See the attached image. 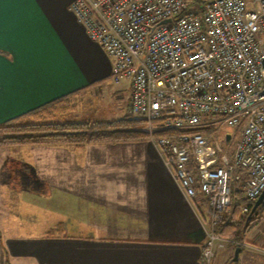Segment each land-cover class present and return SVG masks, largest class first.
<instances>
[{"label":"crops","instance_id":"0c3cea01","mask_svg":"<svg viewBox=\"0 0 264 264\" xmlns=\"http://www.w3.org/2000/svg\"><path fill=\"white\" fill-rule=\"evenodd\" d=\"M74 2L0 4V123L111 77ZM130 92L129 83L128 112ZM28 149L30 171L15 184L23 211L0 222V264H201L208 233L225 227L212 224L204 197L184 195L150 140ZM261 225L241 243L221 235L213 264H264ZM51 230L62 235L47 238Z\"/></svg>","mask_w":264,"mask_h":264},{"label":"built area","instance_id":"2783aa9c","mask_svg":"<svg viewBox=\"0 0 264 264\" xmlns=\"http://www.w3.org/2000/svg\"><path fill=\"white\" fill-rule=\"evenodd\" d=\"M72 11L112 59L111 76L130 81L129 112L184 195L204 197L219 227L238 192L255 202L264 191V0H75ZM197 128L212 133L187 132ZM219 241L208 233L205 264Z\"/></svg>","mask_w":264,"mask_h":264},{"label":"trees","instance_id":"16d2710c","mask_svg":"<svg viewBox=\"0 0 264 264\" xmlns=\"http://www.w3.org/2000/svg\"><path fill=\"white\" fill-rule=\"evenodd\" d=\"M78 94L67 95L50 103L33 109L24 115L0 125V133L6 136L3 143L8 145H72L83 147L88 144H116L144 141L149 139L145 129V121L130 115L114 121L98 122H56L55 120L65 116L76 109L73 98ZM24 121H26L24 123ZM182 131L156 130L154 137H176ZM187 132H197L211 135L209 128H197ZM248 207V212L242 214L239 207ZM254 202L243 198L242 192H238L237 208L233 216L225 225L221 235L235 242H244L246 235L258 226L264 215V204L259 206L256 212L250 216ZM57 230H51L46 234L47 238L62 235ZM201 264H205L202 259Z\"/></svg>","mask_w":264,"mask_h":264},{"label":"rangeland","instance_id":"374dc122","mask_svg":"<svg viewBox=\"0 0 264 264\" xmlns=\"http://www.w3.org/2000/svg\"><path fill=\"white\" fill-rule=\"evenodd\" d=\"M129 83L130 81L127 78L120 80H116L114 76L107 78L95 88H90L87 93L82 92L78 97H74L72 103L76 104L79 108L77 109L76 107L75 110L68 112L65 116L55 121L84 122L91 120V122H98L102 120H117V118L120 116L122 117L123 114L129 113L128 110L126 111L129 105L127 96ZM25 122L26 121H24V123ZM2 124L3 123H0V125ZM222 131L224 133H232L233 129L225 126L222 127ZM5 136L4 133H0V222H3L4 217L5 222L6 220H10L11 217L8 215H14L19 208H17V204L19 203L16 202L17 195L15 194V184H22L23 176L27 174V171H30L26 169V166H28L27 163L31 161V158L29 159L30 154L25 150H29L28 148L32 146H41L8 145L3 143L2 138H5ZM21 211H23V209L19 208L18 212ZM260 224H262L260 227L264 228V215ZM1 234L2 232H0V238ZM224 255L225 253L223 251L219 252L217 254L218 260L226 258V255ZM213 260L211 264H213Z\"/></svg>","mask_w":264,"mask_h":264},{"label":"water","instance_id":"95a60500","mask_svg":"<svg viewBox=\"0 0 264 264\" xmlns=\"http://www.w3.org/2000/svg\"><path fill=\"white\" fill-rule=\"evenodd\" d=\"M167 21H170V20H167ZM166 21H164L165 23ZM229 140V136H227V141ZM264 204V191L262 192V194L259 196V198L254 202L253 204V208H252V211H251V215H253L254 212L257 211V209L259 208V206L263 205ZM236 256H238V252L236 253Z\"/></svg>","mask_w":264,"mask_h":264},{"label":"snow or ice","instance_id":"6c2138e0","mask_svg":"<svg viewBox=\"0 0 264 264\" xmlns=\"http://www.w3.org/2000/svg\"><path fill=\"white\" fill-rule=\"evenodd\" d=\"M3 0H0V4H2Z\"/></svg>","mask_w":264,"mask_h":264}]
</instances>
